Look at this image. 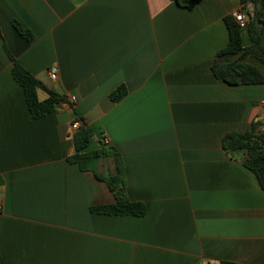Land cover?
Here are the masks:
<instances>
[{
    "label": "crops",
    "instance_id": "obj_1",
    "mask_svg": "<svg viewBox=\"0 0 264 264\" xmlns=\"http://www.w3.org/2000/svg\"><path fill=\"white\" fill-rule=\"evenodd\" d=\"M249 9L239 0H0V264H264V190L243 153L222 147L226 133L264 120V85L211 70L239 58L218 56L229 39L223 18L239 11L247 21ZM241 38L247 46L246 28ZM13 61L64 102L31 119ZM243 63L264 75L256 58ZM118 86L126 92L112 101ZM76 119L92 131L84 152L102 138L118 150L126 199L144 216L90 210L114 196L67 160ZM100 171L112 174L113 160H99Z\"/></svg>",
    "mask_w": 264,
    "mask_h": 264
},
{
    "label": "trees",
    "instance_id": "obj_2",
    "mask_svg": "<svg viewBox=\"0 0 264 264\" xmlns=\"http://www.w3.org/2000/svg\"><path fill=\"white\" fill-rule=\"evenodd\" d=\"M176 5L183 8H191L199 0H171ZM245 7L250 6L246 12L247 18V34L249 44L245 47L241 44V29L234 21L232 16L223 18V22L228 30L229 39L223 50L218 56L224 54H238L239 58L225 64L213 61L211 70L213 76L221 79L229 84H259L264 85V75L254 67L247 65L244 62L246 57H254L264 65V46L261 45V36L264 32V0H239ZM13 26L18 33L26 38L32 39L30 32L24 30L20 25L13 21ZM11 74L13 80L18 83L24 92L27 108L31 119L40 118L54 110V107L61 102H64L63 96L51 90L43 82L38 80L26 69L13 61ZM38 90H42L46 97L42 100L38 98ZM126 90L122 86H118L110 93V99L117 101L121 99ZM81 125L72 134L73 151L67 157L69 162L77 164L81 170H91L96 179L104 182L112 193L113 202L98 206L90 207V210L98 214H117L120 216H144L145 208L139 202H131L126 199L124 185V168L119 152L111 146L100 144L97 150L84 152L88 146L92 136V131L89 126L85 125L80 119ZM264 126V122L254 121L250 128L243 133L229 132L222 138V147L229 154L243 153L242 163L256 175L258 185L264 190V131L260 128ZM111 158L114 164V172L107 177H101L95 172V165L99 160ZM219 264H237L231 261H220Z\"/></svg>",
    "mask_w": 264,
    "mask_h": 264
},
{
    "label": "built area",
    "instance_id": "obj_3",
    "mask_svg": "<svg viewBox=\"0 0 264 264\" xmlns=\"http://www.w3.org/2000/svg\"><path fill=\"white\" fill-rule=\"evenodd\" d=\"M232 18L234 19V21L238 24V27L240 29H245L247 27V21L246 19L244 18V15L242 12H239V11H234L232 13ZM48 75H49V78L54 81L57 79V70L55 68H52L50 67L48 69ZM68 100L70 102H75V98L74 96H69L68 97ZM81 123L79 121H75L71 124L70 128L73 130V131H76L78 129V127H80ZM102 144L104 146H108L109 145V141L107 138H102L101 140Z\"/></svg>",
    "mask_w": 264,
    "mask_h": 264
},
{
    "label": "rangeland",
    "instance_id": "obj_4",
    "mask_svg": "<svg viewBox=\"0 0 264 264\" xmlns=\"http://www.w3.org/2000/svg\"><path fill=\"white\" fill-rule=\"evenodd\" d=\"M102 167H103V168H102L103 170H104V169L106 170L109 166H108L106 163H104V165H103ZM86 170H87V169H86ZM88 171H90V170H88ZM101 173H104V172L100 171L99 174H101ZM99 174H98V175H99ZM103 175H105V177H107V173H106V171H105V173H104ZM101 177H103V176H101Z\"/></svg>",
    "mask_w": 264,
    "mask_h": 264
},
{
    "label": "water",
    "instance_id": "obj_5",
    "mask_svg": "<svg viewBox=\"0 0 264 264\" xmlns=\"http://www.w3.org/2000/svg\"><path fill=\"white\" fill-rule=\"evenodd\" d=\"M262 122H264V120H261Z\"/></svg>",
    "mask_w": 264,
    "mask_h": 264
}]
</instances>
